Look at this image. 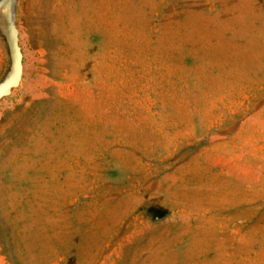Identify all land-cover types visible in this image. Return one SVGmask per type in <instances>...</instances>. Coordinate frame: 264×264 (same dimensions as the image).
Listing matches in <instances>:
<instances>
[{
  "label": "rangeland",
  "instance_id": "374dc122",
  "mask_svg": "<svg viewBox=\"0 0 264 264\" xmlns=\"http://www.w3.org/2000/svg\"><path fill=\"white\" fill-rule=\"evenodd\" d=\"M0 264H264V0H0Z\"/></svg>",
  "mask_w": 264,
  "mask_h": 264
}]
</instances>
